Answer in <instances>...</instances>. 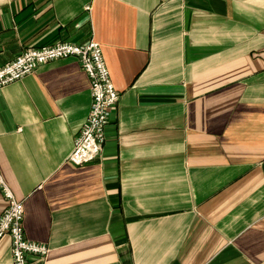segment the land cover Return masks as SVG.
Returning <instances> with one entry per match:
<instances>
[{
    "label": "crops",
    "instance_id": "1",
    "mask_svg": "<svg viewBox=\"0 0 264 264\" xmlns=\"http://www.w3.org/2000/svg\"><path fill=\"white\" fill-rule=\"evenodd\" d=\"M92 38L120 93L94 161H68L77 58L0 88V168L50 248L32 264H264V0H0V65Z\"/></svg>",
    "mask_w": 264,
    "mask_h": 264
},
{
    "label": "built area",
    "instance_id": "2",
    "mask_svg": "<svg viewBox=\"0 0 264 264\" xmlns=\"http://www.w3.org/2000/svg\"><path fill=\"white\" fill-rule=\"evenodd\" d=\"M87 9H90V6ZM64 57L77 58L91 82V109L68 157L72 164L84 165L94 161L103 152L107 141V127L112 121L120 98L99 41L95 38L85 43L62 40L41 47L28 48L15 59L0 65V88L34 72L43 63ZM0 192L8 201L0 215V240L5 235L10 236L14 264H32L33 257L45 258L50 248L46 243L26 237L24 203L16 197L1 168Z\"/></svg>",
    "mask_w": 264,
    "mask_h": 264
}]
</instances>
